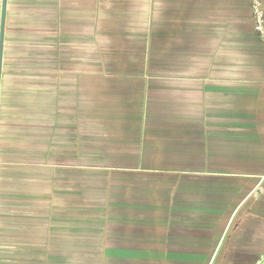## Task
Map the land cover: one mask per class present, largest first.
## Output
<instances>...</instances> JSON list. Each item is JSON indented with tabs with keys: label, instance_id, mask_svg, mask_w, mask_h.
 <instances>
[{
	"label": "crops",
	"instance_id": "obj_1",
	"mask_svg": "<svg viewBox=\"0 0 264 264\" xmlns=\"http://www.w3.org/2000/svg\"><path fill=\"white\" fill-rule=\"evenodd\" d=\"M4 2L0 264H263L251 1Z\"/></svg>",
	"mask_w": 264,
	"mask_h": 264
},
{
	"label": "built area",
	"instance_id": "obj_2",
	"mask_svg": "<svg viewBox=\"0 0 264 264\" xmlns=\"http://www.w3.org/2000/svg\"><path fill=\"white\" fill-rule=\"evenodd\" d=\"M251 20L255 33L262 38L264 36V10L261 7L260 0H250ZM264 264V259L261 260Z\"/></svg>",
	"mask_w": 264,
	"mask_h": 264
},
{
	"label": "water",
	"instance_id": "obj_3",
	"mask_svg": "<svg viewBox=\"0 0 264 264\" xmlns=\"http://www.w3.org/2000/svg\"><path fill=\"white\" fill-rule=\"evenodd\" d=\"M4 11H5V2L2 1V15H1V25H0V40L2 39L3 35V19H4Z\"/></svg>",
	"mask_w": 264,
	"mask_h": 264
}]
</instances>
